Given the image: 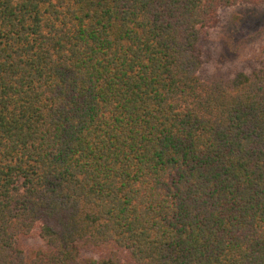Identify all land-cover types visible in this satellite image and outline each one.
Segmentation results:
<instances>
[{"label":"trees","instance_id":"1","mask_svg":"<svg viewBox=\"0 0 264 264\" xmlns=\"http://www.w3.org/2000/svg\"><path fill=\"white\" fill-rule=\"evenodd\" d=\"M260 3L0 0V264H264V43L202 73Z\"/></svg>","mask_w":264,"mask_h":264},{"label":"rangeland","instance_id":"2","mask_svg":"<svg viewBox=\"0 0 264 264\" xmlns=\"http://www.w3.org/2000/svg\"><path fill=\"white\" fill-rule=\"evenodd\" d=\"M264 43V3L236 4L219 11V22L209 32L205 46L210 58L202 64V73L241 68L253 60ZM27 246L38 243L36 237L25 240Z\"/></svg>","mask_w":264,"mask_h":264}]
</instances>
